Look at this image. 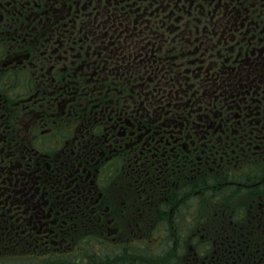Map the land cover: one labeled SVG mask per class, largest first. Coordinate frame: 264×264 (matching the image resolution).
Instances as JSON below:
<instances>
[{
    "label": "flooded vegetation",
    "instance_id": "1",
    "mask_svg": "<svg viewBox=\"0 0 264 264\" xmlns=\"http://www.w3.org/2000/svg\"><path fill=\"white\" fill-rule=\"evenodd\" d=\"M106 1L0 0V264H96L94 242L127 258L152 250L146 225L166 217L168 258L186 246L192 260L208 262L190 220L189 195L203 194L189 190L190 123L171 127L138 111L137 96L80 35L109 15L97 8ZM166 161L182 162L186 191L177 197L173 171L166 185L159 181ZM255 207L250 264H264L254 246L264 248V203L244 212Z\"/></svg>",
    "mask_w": 264,
    "mask_h": 264
},
{
    "label": "trees",
    "instance_id": "2",
    "mask_svg": "<svg viewBox=\"0 0 264 264\" xmlns=\"http://www.w3.org/2000/svg\"><path fill=\"white\" fill-rule=\"evenodd\" d=\"M98 7L109 15L80 35L108 74L137 96L138 111L171 127L190 123L189 190H203L189 195L190 220L207 242V264H220V248L222 264H250L259 210H245L264 203V0H107ZM170 171L177 197L186 191L182 162L166 161L162 185ZM254 246L264 258L260 243ZM185 248L143 263H197Z\"/></svg>",
    "mask_w": 264,
    "mask_h": 264
},
{
    "label": "rangeland",
    "instance_id": "3",
    "mask_svg": "<svg viewBox=\"0 0 264 264\" xmlns=\"http://www.w3.org/2000/svg\"><path fill=\"white\" fill-rule=\"evenodd\" d=\"M92 105H93V101L89 100V101L85 102L83 107H85V106L91 107ZM42 132H46V131L43 130ZM249 183L251 186L255 182L250 181ZM215 184L218 185L219 183H215ZM114 188L115 187L113 186V189ZM138 195H140V194H138ZM251 195H252L251 193H248L246 195L245 199L247 200V198ZM141 198H142V196H141ZM145 199H147V197L145 196V194H143V198H142L143 202H145ZM144 207H146V205H144ZM152 210H153V207H152ZM150 216H152V215H150ZM164 217H165V215H164ZM166 218H165V222L163 223V225H161L159 228L154 227L153 228L154 231L152 229L151 235H152V237H155L157 240L156 245L154 244V242H153V245H150V248L152 247V250L147 249V248L142 249V250L139 249L137 253H130V254H128L129 256H127V258H126L124 256H126L125 254H127V253L124 254L120 250H117V249L115 251L114 248H112L110 250H106V248H108V246L105 243L94 242L95 247H96L94 249V252H97L99 255L96 257V259H97L96 264H138L139 261H142L141 264H146V263H143L144 258L145 259L151 258V257L162 258L163 256H166L167 251L169 252L170 249L172 248V239L171 238H174V235L172 233H170L168 225H167V227L165 225V224H167ZM149 226L150 225H146L147 228ZM143 227H144V225L142 224V228ZM160 238H163V240L161 241ZM141 239H144L146 241L147 237L143 235ZM175 239H179V238L176 237ZM131 259H133V261H130ZM175 260H176V258H175ZM22 262L23 261H21L20 263H22Z\"/></svg>",
    "mask_w": 264,
    "mask_h": 264
}]
</instances>
